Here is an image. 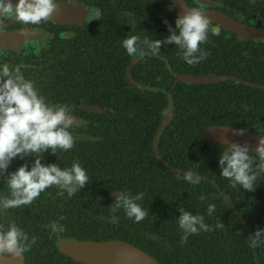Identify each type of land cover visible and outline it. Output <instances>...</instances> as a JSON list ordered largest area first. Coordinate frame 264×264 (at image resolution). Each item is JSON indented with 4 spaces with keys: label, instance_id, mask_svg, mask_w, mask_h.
Instances as JSON below:
<instances>
[{
    "label": "flooded vegetation",
    "instance_id": "flooded-vegetation-1",
    "mask_svg": "<svg viewBox=\"0 0 264 264\" xmlns=\"http://www.w3.org/2000/svg\"><path fill=\"white\" fill-rule=\"evenodd\" d=\"M185 2L189 6L193 5V0ZM202 2L205 15L212 26L218 27V32L214 35L209 33L208 41L201 45L208 55L192 66L184 63L174 44L161 45L159 55L151 56L148 52V55L140 59L128 56L121 47V39L133 31L141 38L145 35L149 38L165 37L168 34L167 25L174 26L175 16L181 14L178 11L184 10L181 0L171 5L170 0H79L76 5L61 0L49 21L27 26L10 21L5 30L0 32V49L6 52V57L0 59H5L10 64L21 63L25 75L36 80L42 94L53 101L71 105L74 116L87 121L85 126L74 129L75 143L72 149L65 152L57 149L56 155L45 151L42 153V162H55L65 167L77 160L83 167L84 164L91 167L96 150L89 141L100 138L93 134L95 123L106 122V117L116 115V106L120 107L121 119L131 115L129 108L135 106L138 116L144 110L151 111L159 118L160 123L168 106L167 92L172 95L177 82H185L188 97L194 92L202 100L199 103V115H187L188 119L211 124L206 127L219 125L264 135V0H255L254 4L249 0ZM88 8H100L101 17L92 18L87 13ZM125 12L131 13V16L124 15ZM22 28L25 29L23 35L19 31ZM134 58L136 60L132 63ZM106 74L117 76L113 78L119 81L114 87V96L121 92L126 98L119 105H114L116 100L110 97ZM175 74L189 75L194 79L212 76L215 79L204 82L179 81ZM145 85L157 90L148 91ZM160 94L164 99L158 98ZM172 108L174 117L173 98ZM157 110L160 111L159 116ZM201 135L202 133L197 146L189 141L185 166L187 169L200 171L203 194L207 191L218 194L231 208V193L236 187L233 188L226 178L219 176L217 164V157L223 146L209 143ZM135 150L139 152V148ZM97 151L104 161L114 157L130 160L129 153L134 148L105 147L98 148ZM115 152L118 154L111 157ZM152 153L160 162L156 158L154 147ZM31 159V155L24 158L28 162ZM21 162L23 161L19 157L13 158L6 171L14 170ZM162 164L168 169L172 168L166 162ZM133 165L140 166L139 163ZM86 170L89 175L86 186L71 196L75 225L83 228L82 230L90 228V225L80 223L79 219L106 216L105 203L109 200L107 195L116 191L112 190L108 194L100 191L94 193L93 183L95 178L102 181L106 162L101 163L96 174L93 172L94 168ZM210 172L218 174V182L208 176ZM127 178L125 173L122 180L124 187L129 186ZM261 182L260 180L257 184ZM219 183H223L225 187L222 188ZM0 191H7L2 179ZM188 191L192 192L193 186L188 185ZM63 197L67 198V195H59L55 187L48 188L31 205L9 209L6 217L0 215V223L6 225L7 220H15L29 234L33 232L43 235L40 239L48 235L47 242L53 240L56 247L57 237L72 236L57 233L53 239L54 235L50 236L44 225L51 220L59 222ZM95 198L99 201L93 202ZM97 203L101 206L95 207ZM36 244L37 241L23 254L25 264H34L33 257L39 258L36 250L40 248ZM56 249L63 254L57 247ZM43 257L45 262L59 263L56 259L59 257L52 258L46 250ZM7 262L2 261L3 264Z\"/></svg>",
    "mask_w": 264,
    "mask_h": 264
},
{
    "label": "clouds",
    "instance_id": "clouds-1",
    "mask_svg": "<svg viewBox=\"0 0 264 264\" xmlns=\"http://www.w3.org/2000/svg\"><path fill=\"white\" fill-rule=\"evenodd\" d=\"M61 0H0V32L7 24L19 22L21 25H39L51 20V14ZM79 0H67L76 5ZM178 0H170V5ZM220 0H210L209 3H219ZM254 4L255 0H249ZM184 11L174 18V26L167 25L168 34L161 38H143L134 31L121 39V47L130 57L143 58L159 55L161 45L174 44L179 56L185 64H198L208 52L201 47L208 41L209 33L216 34L218 27L210 24L205 15L202 0H193L189 6L181 0ZM87 13L92 18H100V8H88ZM124 15L131 16L125 12ZM132 24V23H130ZM20 34L25 29H20ZM0 57H6V52L0 49ZM21 63L10 64L0 59V179L7 191H0V215L7 216L9 209L31 205L46 189L55 187L59 195L73 196L84 188L89 180L87 170L79 161L73 160L69 166L61 167L55 162H42V153L50 151L56 155L57 149L65 152L74 147V129L87 124L83 118L77 119L71 110V105L53 101L41 93L36 80L26 76ZM148 91L151 87L145 85ZM243 129L234 130L235 135H241ZM254 153L249 151L247 142H230L223 147L217 157L219 176L226 178L235 188L252 191L258 181L264 177V135H258ZM31 155L30 162L25 156ZM19 157L21 162L14 170L6 171L13 158ZM199 171L188 168L183 171L182 178L189 185H199ZM113 213L104 219L110 223H118L115 215L118 209L125 217L140 222L148 214V209L141 206L144 198L143 191L132 193L128 190H116ZM200 201L208 197L201 193ZM177 227L180 231L179 243L186 244L191 235L212 231V226L205 223L203 214H195L179 207ZM216 204L207 202L205 212L212 217ZM60 219H63L61 217ZM44 227L49 235L63 233L65 226L57 220H51ZM225 227L219 219L215 228ZM246 243L251 247L264 245V226L257 227L247 237ZM37 237L30 235L15 220H7L6 225L0 223V261H14L22 257L35 244Z\"/></svg>",
    "mask_w": 264,
    "mask_h": 264
},
{
    "label": "trees",
    "instance_id": "trees-1",
    "mask_svg": "<svg viewBox=\"0 0 264 264\" xmlns=\"http://www.w3.org/2000/svg\"><path fill=\"white\" fill-rule=\"evenodd\" d=\"M116 77L106 74V85L109 88L110 97L116 100L114 105H119L126 98L121 92L114 96V87L119 83L113 80ZM184 84L185 82H177L173 90L174 117L163 129L157 142L158 153L166 163L172 166L171 169L156 160L152 153L153 133L159 124V118L151 111L144 110V113L138 116L135 106H132L129 108L131 115L121 119L120 107L116 106V115L106 117V122L94 124L93 134L100 138L89 141L96 152L94 160L91 161L92 166L87 167L84 164V168H94L93 172L96 174L101 163L106 162V172L103 174L102 181L95 178L93 183L94 193L100 191L108 194L112 190H128L132 193L143 191L145 195L140 203L142 207L148 209L146 217L137 223L125 217L123 211L118 209L115 213L119 218L118 223L107 222L104 218L113 215L110 209L114 202L106 200V216L80 218V223L90 225V228L82 230L83 228L75 225L76 219L72 215V198L63 197L61 200L63 219H59V223L65 226V231L60 234L81 240H124L150 253L162 264H264V245L251 247L246 243L251 232L257 227L264 226V177H261L262 182L252 191L236 187V190L231 193L233 195L231 208L221 196L213 193L212 195L210 191L205 193L208 199L200 201L198 196L202 193V181L199 185H191L193 191L189 192V184L182 178L183 171L187 169L186 149L189 141L197 146L204 127L211 125L198 119L187 118V115H199L201 110L199 103L202 100L198 93L194 92H191V97H188ZM158 98L164 99L162 94ZM157 114L159 116V110ZM122 146L134 148V151L129 153L130 160L114 157L106 158L104 161L97 151L98 148L113 149ZM136 148H139V152L135 150ZM117 154L118 152L112 153L111 157ZM134 163H139L140 166L135 167ZM125 173L129 181L127 187L122 185ZM208 176L216 182L220 178L218 174L211 172ZM219 185L222 188L225 187L223 183ZM98 201L96 198L93 200V202ZM207 202L216 204V211L212 217L205 212ZM98 206L101 204H95V207ZM179 207L194 214L196 212L203 214L205 223L212 226V231H202L191 235L187 243L181 245L180 231L177 227ZM218 219L225 225L223 230L215 228V222ZM30 234L37 237L36 247L40 248L36 250L39 258L33 257L34 264H55L45 262L43 257L45 250L52 258L59 257L56 258L59 260L57 264H87L76 262L59 253L53 245V240L50 243L47 242L48 235L40 239L43 235L39 236L33 232ZM55 237L54 235L53 239Z\"/></svg>",
    "mask_w": 264,
    "mask_h": 264
},
{
    "label": "water",
    "instance_id": "water-1",
    "mask_svg": "<svg viewBox=\"0 0 264 264\" xmlns=\"http://www.w3.org/2000/svg\"><path fill=\"white\" fill-rule=\"evenodd\" d=\"M182 11H178L182 13ZM136 59L132 60V63ZM176 80L190 82H204L215 79L212 76L204 78H191L189 75L175 74ZM128 78L130 76L128 75ZM134 82V81H133ZM157 90L156 88H151ZM168 106L163 114L157 130L153 136L154 152L160 162L165 163L164 159L158 153L157 142L160 134L173 117L172 95L167 92ZM237 128L214 125L206 127L201 137L209 143L218 146H227L230 142L244 143L249 145V151L254 153V145L257 142L258 135L251 132L243 131L241 135H235L234 130ZM80 138H82L80 136ZM89 139V138H87ZM116 193L107 195V199L114 200ZM227 199V198H226ZM56 247L60 252L69 256L74 261L87 264H162L150 253L144 251L138 246L120 239H109L103 241L80 240L75 237H57ZM0 264H3L0 261ZM7 264H25L22 257H16L14 261H8Z\"/></svg>",
    "mask_w": 264,
    "mask_h": 264
}]
</instances>
